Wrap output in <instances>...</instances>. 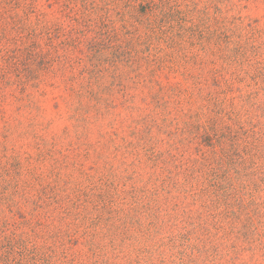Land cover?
<instances>
[{
  "label": "rangeland",
  "instance_id": "1",
  "mask_svg": "<svg viewBox=\"0 0 264 264\" xmlns=\"http://www.w3.org/2000/svg\"><path fill=\"white\" fill-rule=\"evenodd\" d=\"M214 124L264 169V0H0V264H264Z\"/></svg>",
  "mask_w": 264,
  "mask_h": 264
},
{
  "label": "trees",
  "instance_id": "2",
  "mask_svg": "<svg viewBox=\"0 0 264 264\" xmlns=\"http://www.w3.org/2000/svg\"><path fill=\"white\" fill-rule=\"evenodd\" d=\"M239 130H243V127ZM231 133L229 126L219 128L216 124L212 125L210 132L205 131L203 136L208 139V147H214V144L218 146L219 143V151L215 150L211 158L203 157L200 162L185 168V172L187 180L212 185L218 195H228L233 200L236 199L231 191L233 185H264V169H257L254 162L246 165L255 160L256 155L251 154L252 145L246 141L241 147L236 141H228ZM257 153L264 159V149L258 148Z\"/></svg>",
  "mask_w": 264,
  "mask_h": 264
}]
</instances>
